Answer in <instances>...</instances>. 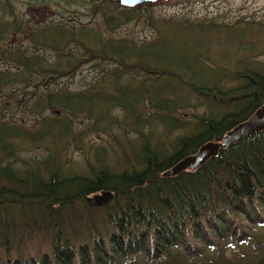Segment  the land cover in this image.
Instances as JSON below:
<instances>
[{"label":"trees","instance_id":"16d2710c","mask_svg":"<svg viewBox=\"0 0 264 264\" xmlns=\"http://www.w3.org/2000/svg\"><path fill=\"white\" fill-rule=\"evenodd\" d=\"M57 1L61 17L26 24L0 0V42L22 39L0 48V264H264V129L169 174L264 106V75L232 72L228 79L243 84L221 91L181 81L151 53L168 30L216 31L232 41L252 23L155 18L152 4ZM131 23L153 37L113 35ZM84 66L96 79L67 88ZM166 76L177 85L153 81ZM185 85L209 106L240 105L183 124ZM126 131L136 138L123 139ZM94 135L97 146L88 143ZM43 138L38 158L20 166L9 159L23 140ZM101 191L111 200L90 207L86 199Z\"/></svg>","mask_w":264,"mask_h":264},{"label":"rangeland","instance_id":"374dc122","mask_svg":"<svg viewBox=\"0 0 264 264\" xmlns=\"http://www.w3.org/2000/svg\"><path fill=\"white\" fill-rule=\"evenodd\" d=\"M8 1L11 4L6 5L7 10L17 16L22 23L26 21L30 23L34 21L48 22L61 17L58 15L61 9L57 0H39L36 3L33 0ZM83 1L91 2L93 0H78L76 2L84 4ZM150 12L155 18H170L177 21H210L227 25H236L234 23L238 22L237 26L243 29L245 27L244 22L252 23V27H249L250 32L247 31L240 39H230L232 41H225L226 38L218 35L216 31H208L206 34L200 35L192 33L189 29L179 28L160 33L157 39L158 43L153 47L154 51L151 53L154 59H158V66L171 69L181 81L217 85L220 86L221 91H225L243 84L241 80L228 79L232 72L236 71L237 73L250 69L264 75V27L254 25L264 23V0H173L152 4ZM87 21V19L83 20V22ZM91 26L95 30H101L96 22H92ZM113 35L115 37L130 36L137 43H140L151 39L154 31L146 26L142 27L139 23H131L114 31ZM237 42L245 44L246 50L237 48ZM10 43L11 46L18 45L17 42L13 43L11 40ZM1 47L3 45L0 43ZM139 61L142 59L139 58ZM211 66L217 67L219 72L210 71L211 69L208 67ZM95 79V74L91 73L90 67L84 66L72 79H67L63 84L67 88L75 89ZM153 81L172 87L177 85V80L168 76ZM187 87V85L182 87V94L187 101L186 107L179 112V118L183 124L190 122L192 115L196 113H211L216 117L219 114L222 115V113L237 109L240 105L216 107L212 104L213 106H209L213 103L212 101L207 98H199L191 91H186L185 88ZM199 103L200 105H196ZM130 129L135 130L134 126H131ZM182 130H187L186 126ZM134 134L135 132H132V135H129L126 131L122 138L133 141L136 138ZM175 134L176 132H172L170 137H174ZM99 140L100 138L94 135L89 138L88 143L97 146ZM23 141V150L9 154V159L16 166L22 165V162H30L32 157L38 158L42 154L41 150L46 139H39V141L26 139ZM0 156L2 155L0 154ZM6 156L8 155L6 154Z\"/></svg>","mask_w":264,"mask_h":264},{"label":"water","instance_id":"95a60500","mask_svg":"<svg viewBox=\"0 0 264 264\" xmlns=\"http://www.w3.org/2000/svg\"><path fill=\"white\" fill-rule=\"evenodd\" d=\"M173 0H116L119 7L133 8L144 4H154L156 2H170ZM264 129V106L257 109L249 118L244 122L236 125L231 130L226 132L220 143H208L201 146L197 153L193 156L187 157L180 161L169 174H174L180 170L191 169L201 164L208 157L216 154L219 147H223L233 143L245 136L251 135L253 132L261 131ZM111 198L109 192L101 191L93 194L86 199L90 207H100L108 202Z\"/></svg>","mask_w":264,"mask_h":264},{"label":"flooded vegetation","instance_id":"af4514ba","mask_svg":"<svg viewBox=\"0 0 264 264\" xmlns=\"http://www.w3.org/2000/svg\"><path fill=\"white\" fill-rule=\"evenodd\" d=\"M27 5H28V3H27ZM25 23L27 24V23H29V21H26ZM20 25H21V24H20ZM10 40H11V42H13V43L17 42V44L19 45L22 39L19 38V37L14 36V35H11L10 38H9L8 40H6L5 42H4V41H1L0 43H1L3 46H4V43H6L7 45H9ZM10 45H11V43H10ZM1 48H2V47H1Z\"/></svg>","mask_w":264,"mask_h":264},{"label":"bare ground","instance_id":"6f19581e","mask_svg":"<svg viewBox=\"0 0 264 264\" xmlns=\"http://www.w3.org/2000/svg\"><path fill=\"white\" fill-rule=\"evenodd\" d=\"M109 193L111 194V198H112V196H113L112 193H111V192H109ZM111 198L108 200V202L111 200ZM108 202H107V203H108ZM107 203H106V204H107ZM104 205H105V204H104ZM102 206H103V205H102Z\"/></svg>","mask_w":264,"mask_h":264}]
</instances>
